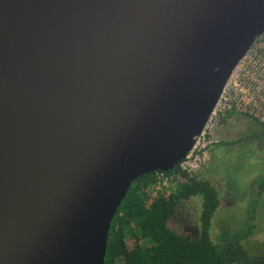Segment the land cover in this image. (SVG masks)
Segmentation results:
<instances>
[{
    "label": "water",
    "instance_id": "1",
    "mask_svg": "<svg viewBox=\"0 0 264 264\" xmlns=\"http://www.w3.org/2000/svg\"><path fill=\"white\" fill-rule=\"evenodd\" d=\"M263 32L264 0H0V264H103Z\"/></svg>",
    "mask_w": 264,
    "mask_h": 264
},
{
    "label": "trees",
    "instance_id": "2",
    "mask_svg": "<svg viewBox=\"0 0 264 264\" xmlns=\"http://www.w3.org/2000/svg\"><path fill=\"white\" fill-rule=\"evenodd\" d=\"M232 114L227 113L225 118ZM247 119L254 123L258 133L264 134V123ZM254 133L255 136L257 133ZM177 171L178 166L175 165L165 174ZM154 183L151 173L130 184L110 221L103 264H264V254L249 257L240 245L253 229L255 199L247 206L242 226L233 232L220 229L217 244H214L209 239L208 229L218 200L209 183L196 176L188 178L179 174L162 196H157L145 206V193ZM253 188V197H257L264 190V177L259 178ZM194 196L200 197L201 201L198 233L191 238L176 235L166 224L174 215L178 202ZM127 239L133 241L129 246Z\"/></svg>",
    "mask_w": 264,
    "mask_h": 264
},
{
    "label": "rangeland",
    "instance_id": "3",
    "mask_svg": "<svg viewBox=\"0 0 264 264\" xmlns=\"http://www.w3.org/2000/svg\"><path fill=\"white\" fill-rule=\"evenodd\" d=\"M254 132L257 134L254 136ZM213 140L220 142L209 151L210 164L202 168L196 178L206 181L214 189L218 206L208 229L209 239L217 244L220 229L238 230L244 220L247 206L255 199L253 229L240 245L249 257L264 254V190L253 197V184L264 177V134L258 133L251 120L232 114L224 118L213 131ZM163 192L153 187L146 194L145 206ZM200 197L178 202L167 228L179 236L194 237L198 233ZM128 246L133 243L127 239ZM116 264H119L116 262Z\"/></svg>",
    "mask_w": 264,
    "mask_h": 264
},
{
    "label": "built area",
    "instance_id": "4",
    "mask_svg": "<svg viewBox=\"0 0 264 264\" xmlns=\"http://www.w3.org/2000/svg\"><path fill=\"white\" fill-rule=\"evenodd\" d=\"M230 112L264 123V32L253 38L234 66L196 141L177 164V173H153L155 192H166L179 174L195 177L210 164L208 150L216 143L213 131Z\"/></svg>",
    "mask_w": 264,
    "mask_h": 264
},
{
    "label": "flooded vegetation",
    "instance_id": "5",
    "mask_svg": "<svg viewBox=\"0 0 264 264\" xmlns=\"http://www.w3.org/2000/svg\"><path fill=\"white\" fill-rule=\"evenodd\" d=\"M224 118H225V116H224ZM224 118H223V119H224ZM223 119H222V121H223ZM222 121H221V122H222ZM216 143H218V142H216ZM214 144H215V143H214ZM214 144H213V145H214ZM213 145H212V146H213ZM215 145H216V144H215ZM212 146H211V148H212ZM211 148H210V149H211ZM209 159H210V157H209ZM203 168H204V167H203ZM200 170H201V169H200ZM112 264H116V262H114V263H112Z\"/></svg>",
    "mask_w": 264,
    "mask_h": 264
}]
</instances>
